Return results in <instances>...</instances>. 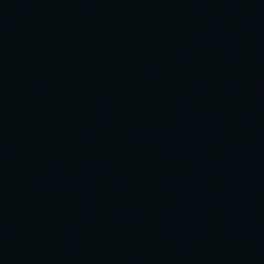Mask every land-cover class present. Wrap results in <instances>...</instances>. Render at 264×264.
I'll return each instance as SVG.
<instances>
[{
	"label": "water",
	"instance_id": "95a60500",
	"mask_svg": "<svg viewBox=\"0 0 264 264\" xmlns=\"http://www.w3.org/2000/svg\"><path fill=\"white\" fill-rule=\"evenodd\" d=\"M264 96V0H0V237L173 159Z\"/></svg>",
	"mask_w": 264,
	"mask_h": 264
}]
</instances>
